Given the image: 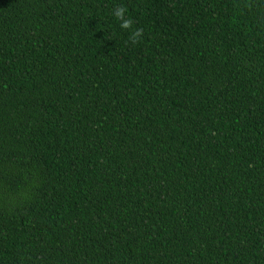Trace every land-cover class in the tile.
<instances>
[{"label": "trees", "instance_id": "16d2710c", "mask_svg": "<svg viewBox=\"0 0 264 264\" xmlns=\"http://www.w3.org/2000/svg\"><path fill=\"white\" fill-rule=\"evenodd\" d=\"M0 264H264V0H0Z\"/></svg>", "mask_w": 264, "mask_h": 264}, {"label": "clouds", "instance_id": "9594fccd", "mask_svg": "<svg viewBox=\"0 0 264 264\" xmlns=\"http://www.w3.org/2000/svg\"><path fill=\"white\" fill-rule=\"evenodd\" d=\"M126 8H124L123 6H119L115 9L114 11V15L115 17L121 21L120 27L122 29H131L132 28V24L133 21L129 18V19H125V13H126ZM143 34V30L142 29H137L134 32H132L131 34V42L133 44L137 43L139 38L142 36Z\"/></svg>", "mask_w": 264, "mask_h": 264}]
</instances>
